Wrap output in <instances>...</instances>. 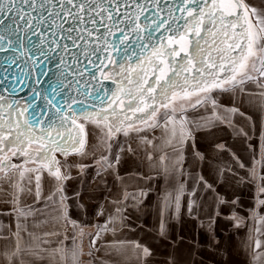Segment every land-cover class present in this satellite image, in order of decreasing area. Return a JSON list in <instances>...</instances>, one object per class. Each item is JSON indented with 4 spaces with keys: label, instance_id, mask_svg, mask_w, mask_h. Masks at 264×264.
<instances>
[{
    "label": "crops",
    "instance_id": "1",
    "mask_svg": "<svg viewBox=\"0 0 264 264\" xmlns=\"http://www.w3.org/2000/svg\"><path fill=\"white\" fill-rule=\"evenodd\" d=\"M246 2L257 7L261 6V0H246ZM251 64L250 60L249 69ZM252 74L255 75V72ZM245 87L252 91H260L253 83ZM218 94L220 105L216 109L217 115L210 110H199L201 104L197 105L195 102L193 104L195 106L185 108L187 112L182 115L181 120L161 125L160 128L167 125L169 129L162 131L161 134L158 131L157 135L149 137L152 140L151 145L144 141L141 152L132 156L136 157L135 163L128 162L127 165L131 168L123 171L128 172L124 174L125 176L112 170L101 174L106 178L109 175L112 181L110 186H101V188L107 187L101 201L94 203L86 199L87 203L83 200L79 203L85 209L94 210H89V224L74 217L73 210H76L80 218L83 214L80 207L72 206L68 199L64 202L65 209L60 208L57 203L59 193L47 202L34 203L31 197L24 200L21 206L30 205L33 208L24 222L12 215L0 214V224L11 226L13 231L18 224L21 229L26 228L28 233H32L31 237L23 235L22 238L17 236L12 239V232H8L7 235L10 237L8 240L0 239V252H11L17 243L21 249L30 245V251L38 253L40 259L25 257L24 264H71L70 253L74 247H82L84 253L89 251L91 238L87 234L97 231L92 225H103L109 216H115L116 219L109 225L115 229V232H102L101 238L96 241V247L100 250L94 251L93 257L84 255L81 258L83 264H89V261L91 264H148L152 259L151 264H264V219H262L264 204H261L263 199L257 200L252 184L245 181L240 184L234 173L238 172L245 178L249 170L262 175L264 151L260 154L263 148L260 147L261 112L256 103L249 104L248 98L242 93L222 91ZM223 101L227 104L224 105ZM182 104L181 100L174 108ZM232 107H237L246 116H250L254 128H249L248 121L229 112L228 109ZM190 114L199 117L186 120ZM211 115L217 116L221 123L220 125L216 123L215 129H212L209 122L211 118L213 119ZM229 121L232 125L243 126L252 138L245 140L233 133ZM182 127L186 134L191 132L195 140V150L202 153L205 159L199 160L193 156L194 149L191 142L186 144L180 142ZM173 129L176 132L175 137L172 134ZM211 131L216 137L214 139L210 137L208 139L210 141L204 140L211 135ZM137 139L129 140L128 145H131L132 149L138 145ZM217 145H224V150L217 148ZM150 153L151 160L147 158ZM232 153L245 167H238ZM80 156L71 155L70 163L59 164L61 173L69 177L63 183L48 176L46 171L43 173L45 180L42 198L49 192H55L61 185L64 187L63 195L69 198L70 180H73L71 178H75L78 172L75 165L86 160L84 156L80 158L84 160H78ZM161 156L164 157L163 162L160 160ZM95 161L97 158L90 160L91 163ZM125 161L126 159L123 164ZM167 163H170L169 168L166 166ZM33 166L32 163L27 165V167ZM228 168H231L232 172H228ZM221 170H223L222 176ZM143 172H154L150 176L152 179H142L141 177L146 176ZM161 172H170L171 181H174L175 173L180 174L177 185L179 189L161 186L163 177ZM250 176H248L249 180ZM121 177H123V181L120 182L122 187H119ZM200 177H203V181ZM258 179L261 189L264 187V181L260 177ZM133 182L139 184H132ZM207 183L211 187H208ZM94 187L98 188L91 186L90 189H95ZM145 192L147 195H144ZM176 192L179 197L178 206L175 200ZM203 192L212 194L214 203L203 201L201 195L204 194ZM256 192H258L257 187ZM244 193L247 196L245 198ZM260 194L263 193L259 192ZM126 195L128 199H125ZM181 195L192 196L194 199L187 201ZM113 201L120 203L114 205ZM232 201L236 203L233 204ZM101 206L104 215L97 216V210L101 209ZM190 206L194 209L191 212ZM116 208L123 211L126 219L121 221L119 214L115 212ZM8 211L9 205L0 203V213ZM64 211L72 220L79 221L81 225H88L84 228L83 235L80 234L79 228L74 229L70 224L65 223ZM161 232L164 234L161 235ZM221 238L222 244L219 248ZM41 240L46 243L41 244ZM151 240L155 245L157 242V248ZM257 240L261 243L260 248L256 247ZM136 244L147 247L151 254L145 256L142 248H137ZM233 245L237 252H230ZM0 264H6L2 256H0Z\"/></svg>",
    "mask_w": 264,
    "mask_h": 264
},
{
    "label": "snow or ice",
    "instance_id": "2",
    "mask_svg": "<svg viewBox=\"0 0 264 264\" xmlns=\"http://www.w3.org/2000/svg\"><path fill=\"white\" fill-rule=\"evenodd\" d=\"M14 2L15 0H8V5H5V0H0V11L5 10L6 7L7 10L10 11L11 5H13ZM66 2L71 7L65 8V2L61 0V12H64L65 16H71L79 23L85 25L78 34L77 39H85V34L87 36L92 35L94 29H89L87 25L96 23L95 16H104L106 13L107 20L112 21L113 24L118 22L113 15V11H109L107 8L102 7L104 0H79V2H77V0H66ZM110 2L115 3V0H110ZM132 3H136V0H132ZM73 9H75V11H73ZM206 9L207 11H205ZM116 11L118 13L119 5H116ZM181 11L186 13L187 18H190L185 26V31L181 32L178 38L175 37V33L168 37V45H174L175 47L165 48L164 45H161L159 49L153 52V56L159 58L167 53V56L171 58L181 57V53H184V56L181 57V61L186 60L187 63H176L161 59L159 63L153 67V73L155 74L158 71L159 74L154 75L153 85L147 87V92L151 94L159 89L160 95L167 101L160 105V107L165 109H168L169 105L174 103L178 98L186 99L192 95H199L200 93L208 94L215 89H220L223 92L242 93L248 98L247 102L249 104L256 103L261 112L260 140L261 146L264 147V0H261V6L259 7L247 3L246 0H184ZM60 14V12L55 13L56 16H60ZM205 17L208 18L209 23L216 27V31H212V29H207V31L210 32L213 37H216L218 34L222 35L224 40L221 42L227 45L225 48L216 46V40L213 39L212 44L208 45V49H212L213 46H215L216 56L212 55L211 50L205 55L206 50L201 46L200 40L196 39L193 41L188 38V33L193 34L195 37H201L199 24L203 23ZM217 21L219 22L218 25L216 23ZM192 22H195V26H191ZM162 23H166V21ZM159 27L160 24H157V28ZM229 29L231 30L230 33ZM71 31H75V29ZM175 31L180 32V29L177 28ZM3 39L4 37L0 36V40ZM9 43H11V41H9ZM217 60H219V63H217ZM250 60L252 61L251 69H249ZM197 65H199V67ZM193 69L195 70L193 76V79L196 81L195 84L189 85L186 75L183 82L185 86L183 93L181 94L175 91L174 89L177 85L173 77H180L182 72L192 75ZM252 72H255V75H253ZM169 73H171V75H169ZM221 74L224 75L222 76ZM205 75L212 78L211 82L207 79H203ZM128 83H132V81L129 80ZM249 83L255 84L260 91L256 92L247 89L245 85ZM146 84H148V81L143 80L137 88L143 107L138 105L133 109L131 104H129L128 108L133 113L144 112L145 109H151L152 111L149 119H152L156 116L159 109L144 103L143 94L145 89L143 85ZM225 85H228V87H225ZM189 86L193 87L195 90L189 92L187 90ZM170 90L171 96L169 97L168 92ZM113 95L116 96V94ZM152 98L155 99V97ZM109 99L111 103L108 105V108L111 109V111L108 112V114L102 115L101 113H97L95 116L92 114L83 115L84 123H78L77 119H71L70 126L65 130L67 135L58 131L55 138L52 137L50 132L43 129V136L36 137L34 134L26 135L25 131H21L22 125L18 118L23 116L24 113L20 111L14 112L12 104H8L7 107L0 104V174H2L0 175V182H2L0 183V203L9 205V211L0 214L12 215L17 220L24 222L33 211L30 205L21 206L24 200L31 197L34 203L47 202L52 200L57 193L60 194L57 203L60 205L61 209H65L64 202L68 197L63 195L64 187L62 185L58 187L55 192H49L47 196L42 198L43 182L45 180L43 173L46 171L48 176L55 178L57 181L69 179V177L61 173L59 167L60 161L57 160L55 154L59 152L65 158L70 154L81 156L88 155L89 153L86 152V147L89 146V132L86 129V124L89 122L95 124L98 128L103 124L106 129V132H104V136L106 137L105 151L108 155L101 156V160H103L107 166L104 169L105 171L112 170L115 164L121 162V153L129 152L135 155L131 145H121L118 140H113V137L117 133H123L124 136H128L129 132L139 133L144 131V129L134 127L133 123L125 124V121L129 120L127 116H125L123 120L114 122L116 121L118 112L117 108L113 107V105H117V101H119L118 106L122 109L124 101L120 100L118 96H116L115 99L112 97H109ZM133 99H135V97H133ZM207 99L208 96L205 95L201 99H197L196 104H202ZM211 103L215 106L216 100L213 99ZM69 108L71 109V105H69ZM175 111L176 109L173 108L172 112L175 113ZM228 111L248 121L249 128H254L252 118L246 116L239 108L232 107L228 109ZM103 112H107V109L102 110V113ZM73 115H75V113H73ZM101 115L102 118H98L101 117ZM110 116L112 117L111 120L109 119ZM62 119L68 122L70 118L65 116ZM168 120L172 121V117L169 116ZM141 123L146 124L147 127L150 128L156 126L155 123L147 124V121H141ZM229 125L233 127L236 135L245 140H250L252 138L243 126L232 125L231 121H229ZM23 127L31 133L34 125L25 120ZM172 134L173 137H175V129H173ZM180 137L181 143H192L194 157L199 160L205 159L202 153L195 150V140L190 131L186 134L182 127ZM143 139L147 140L146 137ZM109 141L111 142L109 143ZM147 142L149 144L151 143V141ZM33 144H39V147L33 149ZM216 147L224 150V145H217ZM249 147H251V145H249ZM69 148L71 151H69ZM232 156L237 161L238 167H245L243 163L239 162L238 157H236L234 153H232ZM13 157H24L25 159L22 164L18 165L12 163ZM148 159L151 160L152 156L149 155ZM160 160L163 162L164 157L161 156ZM29 163H32L34 166L27 167ZM75 166L87 167V165ZM227 171L232 172V169L228 168ZM249 171L251 172V170ZM97 175L101 177V182H103V176L100 171L97 172ZM133 175L135 176L137 174ZM222 175L223 170H221V176ZM141 178L145 180L152 179L150 176ZM260 178L264 181V164H262V175ZM200 180L203 181V177H200ZM208 187L211 186L209 185ZM261 192L264 193V187L261 188ZM144 195H147V193L145 192ZM76 196L79 197V193H77ZM125 199H128L127 195ZM175 200L178 206L179 197L177 196ZM112 203L115 205L119 204L120 201H113ZM231 203L235 204L236 201H232ZM261 204H264V200L261 201ZM77 207L83 206L78 204ZM193 210L194 209L190 206L189 211L191 212ZM115 212L119 214L121 221L126 219L120 208H116ZM96 215H104L102 206L101 209L97 210ZM63 218L65 223L70 224L74 229L79 228L81 235L84 234V228L88 227V225H81L79 221L72 220L67 215L66 211L63 213ZM115 219V216H109L103 225H92L97 231L87 234L91 238L89 251L84 253L82 247H74L70 253L71 264H83L81 258L84 255L93 257L94 251L100 250L96 247V241L101 238L102 232H115L114 228L109 227ZM8 232H12V239H15L17 236L22 238L23 235L32 236V233H28L26 228L21 229L18 224L15 226V231H13L11 226L0 224V239L8 240L10 238L7 235ZM163 234L164 233L161 232V235ZM40 243L45 244L46 241L41 240ZM73 243L75 244V233L73 235ZM136 247L142 248L145 256L151 254L150 249L147 247L139 244H136ZM256 247H261L259 240L256 241ZM0 256L4 258L6 264H24V258L29 256L40 259L38 253L30 251V245L21 249L18 243L14 250L11 252H0ZM89 264H91V261H89Z\"/></svg>",
    "mask_w": 264,
    "mask_h": 264
},
{
    "label": "water",
    "instance_id": "3",
    "mask_svg": "<svg viewBox=\"0 0 264 264\" xmlns=\"http://www.w3.org/2000/svg\"><path fill=\"white\" fill-rule=\"evenodd\" d=\"M60 2L15 0L10 11L7 7L0 11V36L4 37L0 40V104L5 107L12 104L14 112L24 113L18 118L21 131L26 135L43 136L42 129L50 132L53 138L58 131L67 135L65 130L71 119L80 123L83 115L108 114L111 111L108 108L111 103L109 97L115 99L118 96L124 101L122 109L118 106L119 101L113 105L119 116L129 110V104L132 108L138 106L132 103L133 97L139 95L137 88L143 80L148 81V86L153 85L154 75H158V71L153 73V67L161 59L172 62V58L173 62L187 63L186 60L181 61L184 53L181 57L171 58L167 53L159 58L153 56L161 45L175 47L168 45V37L175 33L178 38L185 31L190 18L181 11L184 0H136V3L132 0H115V3L104 0L102 7L113 11L118 22L113 24L107 20L106 13L95 16L96 23L87 25L94 31L91 36L85 34V39H77L85 25L65 16ZM64 2L65 8L71 7L66 0ZM5 5H8V0H5ZM116 5H119L118 13ZM57 12L61 13L60 16L55 15ZM164 21L166 23H162ZM216 23L219 24L218 21ZM157 24H160L159 28ZM191 26H195V22ZM199 27L203 38L191 33H188V38L193 41L199 39L206 50L205 55L209 50L213 56L217 55L215 46L208 49L213 39L216 46H227L221 42L224 40L222 35L213 37L207 31H216L207 17ZM177 28L180 32L175 31ZM186 75L188 83L194 85V74L183 72L180 77H173L176 85L183 83ZM129 80L132 83H128ZM180 87L177 85L174 90L178 91ZM188 90L195 89L191 87ZM157 93L160 94L159 89ZM105 109L107 112L102 113ZM65 116L70 118L68 122L62 119ZM25 120L34 125L31 133L23 127ZM32 146L38 148L39 144ZM55 155L57 160H66L75 154L67 158L59 152ZM13 158H22L21 162L15 163L18 165L25 159ZM60 181L63 183L64 180Z\"/></svg>",
    "mask_w": 264,
    "mask_h": 264
},
{
    "label": "rangeland",
    "instance_id": "4",
    "mask_svg": "<svg viewBox=\"0 0 264 264\" xmlns=\"http://www.w3.org/2000/svg\"><path fill=\"white\" fill-rule=\"evenodd\" d=\"M198 67H199V65H198ZM194 73H195V70L193 71L192 74H194ZM221 75L223 76L224 74H221ZM207 77L208 76L205 75L204 79H207ZM211 79H212L211 77H208L207 80L209 82H211ZM177 85L182 86V87L179 88L180 90L177 91V92H180L182 94L183 90H184V87H185L184 83H178ZM143 86H144V89H145L144 94H143L144 103H149L150 105L153 106V108H158L159 110L157 111L156 116L153 117L152 119H149V116L151 115V111H152L151 109H145L144 112H135V113H133L130 110H127L123 114L117 116L116 121H114V122H118L119 120H123L124 119V115H125V116L129 117V120L125 121V124L133 123L134 127H138V128L144 129V131L139 132V133H137V132H129L128 136H124L123 133H117L113 137V140H118L121 145H125V146L128 145L129 140L131 141L132 139L138 138L137 139L138 145L136 146V148L133 149L134 152H135V155H133L132 153H129V152L121 153V162L119 164H115L113 169H112V171L119 172V174L122 173L123 175L128 173V172H123V171L129 170L131 168V167H129L127 165L128 162H134L135 163L136 157H132V156H136L139 152H141V150L143 149L144 141L145 142L150 141L151 139L149 137H153L154 135H157L158 131H160V134H161L162 131L169 129V127L167 125H165L164 127L160 128L161 125H163L165 123L172 122V121H176L177 122V121L181 120L182 119V115H185L186 112H187L185 110V108L189 107V106H192L196 102V101H193L194 98L198 97L197 99H201L205 95L208 96V99L205 100L200 106L201 108L199 110H201V111L210 110L211 112H214V114L217 115L218 110L216 112V109H217V106L220 105L219 98H218L219 97L218 93L222 92V91L220 89L219 90L215 89L211 93H208V94L200 93L199 95H192L191 97L186 98V99L178 98L174 103L169 105L168 109H165V108L160 107L161 104L167 102L164 99V97L161 96L160 94H158L157 91L154 92V93L149 94L147 92L148 85L146 84V85H143ZM188 88H191V87L189 86ZM188 91L190 92V90H188ZM168 96L169 97L171 96V91L168 92ZM152 97H155V99H153ZM213 99L216 100V105L215 106L211 103V101ZM181 100L183 101V104L180 107L176 108L177 110L175 111V113H173L172 109L177 104H179V101H181ZM132 103L136 104V105H139L140 107H143V104L141 103L140 95H138L132 101ZM223 103H225L224 105L227 104L224 101H223ZM129 112H132V113H129ZM126 113H129V114H126ZM144 116H147V117H144ZM169 116L172 117V121L168 120ZM211 116L213 117V119L210 117L211 119H210L209 122L211 124L212 129H215V127H214L215 124L217 123V125H220L221 123L219 122L217 116L216 117H214L213 115H211ZM195 117L198 118L199 115H196V114L195 115H191L190 114V115H188L186 117V120L190 121V119H193ZM98 118H102V117H98ZM109 119L111 120L112 117H109ZM141 121H147V124L155 123L156 126L150 128V127H147L146 124L141 123ZM82 122L84 123L85 121L83 120ZM86 129L89 132V136H88V145L89 146L86 147V152L89 153V154L88 155H84V158L86 157V160L77 163V165H83V164L87 163V167H77L78 172L75 175V178L72 177L71 179H73V180H70V187H69L70 188V192H69L70 194H69L68 200H69V202H71L72 206L73 205L77 206L80 203V201H82V200L86 202L87 201L86 199H88V201H90V202L93 201L94 203L100 202L102 197H103V195H105L106 188H107V187L106 188H101V186H103V185L110 186L112 184V181L110 180L109 175L107 176V178L103 177V182L107 181V183H103V182L100 183L101 178H99V176L97 175L98 171H100L101 174H103V172H110L111 171V170H109V171H105L104 170L107 166H106L105 162L103 160H101V156L102 155H108V153L105 151V149H106V143H105L106 137L104 136V132H106V129H105L103 124H101L100 127L98 128L95 124L90 123V122L86 124ZM232 131H233V133H235L233 129H232ZM215 134H216V132H215ZM208 136L209 137H206L204 140H206V139L208 140L210 137H211L210 139H214L216 137V135L214 136V133L212 131H211V135H208ZM144 137H146L147 140L143 139ZM98 138H99V142H98ZM208 141H210V140H208ZM110 142L111 141H109V143ZM151 143H152V140H151ZM151 143H150V145H151ZM102 144H103V146H102ZM231 145L234 146L233 144H231ZM260 147H262V146L260 145ZM32 148L35 149L36 147L32 146ZM262 151H264V147L261 149L260 154L262 153ZM149 155H151V153ZM149 155L147 156V158L149 157ZM81 157L82 156L78 157L77 159L78 160H84V158L80 159ZM129 157H132V158L128 159ZM213 157H215V155ZM94 158H97V161L91 163L90 160H92ZM109 158L111 159L110 156H109ZM260 158H262L261 155H260ZM125 159H126L125 164H123ZM21 160H22V158H19V159L18 158H12V163H18V162H21ZM58 160L60 161V164L61 163L62 164H68L71 161V159L69 157L66 160H63L62 158H60ZM257 161H258V159L255 160V162H257ZM166 166L169 168L170 163H167ZM143 173L146 174V176H151V175H153L154 172H143ZM169 173L170 172H161V175L163 177H162V181L160 182V184H161V186L163 185V186H169V187L175 188V187H177V185L179 183L180 174H177V173L174 172L176 176L174 178V181H171V177H170ZM234 173H236L237 179L239 180L240 184H243L244 181L246 183L252 184L253 188L255 189V196H257L256 197L257 200H260V199L264 200V193L259 195V192H261V189H260V184H259L260 182H259L258 177H261V174L258 175L256 172H249L248 175H247V178H245L243 175H241L238 172H234ZM250 174H251V176H250ZM253 174H254V177L252 178ZM248 176H250V180H249ZM123 177H121V179L119 181V185H118L119 187H122L120 182L123 181ZM252 179H253V181H251ZM132 184L138 185L139 182H133ZM207 185H209V184L207 183ZM91 186H97L98 188L94 187L95 189H90ZM256 187L258 189V192H256ZM80 189H81V192H80ZM77 193H79V197L76 196ZM203 193L204 194H201L202 197H203L202 198L203 201L214 203L212 194H207L206 192H203ZM175 194L177 196V192ZM181 196L183 198H186L187 201H190V200L194 199V197H192V196H187V197L183 196V195H181ZM245 196H246V193L243 194L244 198H245ZM219 199H220V196H219ZM91 205H93V204H91ZM91 205H89V206H91ZM80 210H81V212L83 214L82 217L80 218L76 214V210H73L74 211V217L77 220L82 221L83 223L89 224V220H90L88 218L89 210H92V211H94V210L93 209H89V208L85 209L84 207H80ZM260 223H261V221H260ZM151 236H153V235H151ZM151 242L155 245V242H153L152 240H151ZM151 242H149L150 245H152ZM221 244H222V238L220 240V243L218 244L219 248H220ZM155 246L157 248V242H156ZM233 251L237 252L236 251V247H234V245H233L232 249L230 250V252H233ZM215 254L217 255L216 252H215ZM152 261H153V259L150 260V262H148V264H151Z\"/></svg>",
    "mask_w": 264,
    "mask_h": 264
},
{
    "label": "flooded vegetation",
    "instance_id": "5",
    "mask_svg": "<svg viewBox=\"0 0 264 264\" xmlns=\"http://www.w3.org/2000/svg\"><path fill=\"white\" fill-rule=\"evenodd\" d=\"M171 61L173 62V59L171 58ZM193 71H194V69H193ZM147 104H149V103H147ZM129 113H132V112H129ZM129 113H126V114H129ZM124 117H125V115H124ZM128 117V116H127Z\"/></svg>",
    "mask_w": 264,
    "mask_h": 264
},
{
    "label": "bare ground",
    "instance_id": "6",
    "mask_svg": "<svg viewBox=\"0 0 264 264\" xmlns=\"http://www.w3.org/2000/svg\"><path fill=\"white\" fill-rule=\"evenodd\" d=\"M70 157V156H69Z\"/></svg>",
    "mask_w": 264,
    "mask_h": 264
}]
</instances>
